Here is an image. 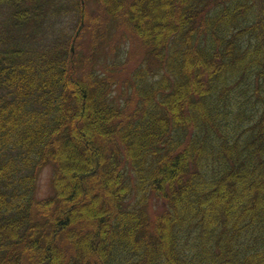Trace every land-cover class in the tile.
Returning <instances> with one entry per match:
<instances>
[{
	"label": "trees",
	"instance_id": "trees-1",
	"mask_svg": "<svg viewBox=\"0 0 264 264\" xmlns=\"http://www.w3.org/2000/svg\"><path fill=\"white\" fill-rule=\"evenodd\" d=\"M92 1L0 0V264H264V0Z\"/></svg>",
	"mask_w": 264,
	"mask_h": 264
},
{
	"label": "rangeland",
	"instance_id": "rangeland-1",
	"mask_svg": "<svg viewBox=\"0 0 264 264\" xmlns=\"http://www.w3.org/2000/svg\"><path fill=\"white\" fill-rule=\"evenodd\" d=\"M94 0L89 3L88 5V14L92 13L94 11ZM70 9V8H69ZM58 19L61 20L60 27L66 28V31L69 35H72L77 27L78 18L75 15V8H71L70 12L68 13L66 18L59 17ZM87 23V20H86ZM85 27V26H84ZM88 28V25H86L84 32H87L86 29ZM89 32V31H88ZM132 37V38H131ZM85 41V35L81 39V43ZM129 46L131 49V59L130 62L125 70V72L122 74V77H127L129 71L133 70L137 64L141 61L140 56H143L145 53V47L142 46L140 40L137 37H133L130 33L128 37ZM112 44H107L105 47L101 49V53H105L107 50H111ZM132 47H136L134 50H132ZM74 154L71 155L70 161H75ZM38 197L39 198H47L50 197L55 193L54 184H53V166L47 165L45 166L39 173L38 176Z\"/></svg>",
	"mask_w": 264,
	"mask_h": 264
}]
</instances>
